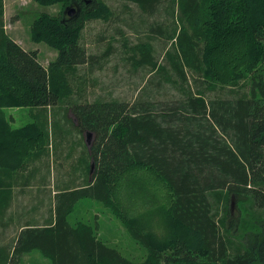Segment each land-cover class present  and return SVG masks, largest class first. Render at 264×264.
<instances>
[{
	"label": "trees",
	"instance_id": "trees-1",
	"mask_svg": "<svg viewBox=\"0 0 264 264\" xmlns=\"http://www.w3.org/2000/svg\"><path fill=\"white\" fill-rule=\"evenodd\" d=\"M34 1L62 7L59 14L41 12L30 27L32 40L58 52L48 66L39 61L38 51L24 49L7 33L0 0V146L10 144L17 156L45 152L48 119L36 114L15 127L5 109L54 106L67 98L74 90L71 77L90 60L79 44L85 21L110 20L113 14L103 0ZM130 1L155 13L162 0ZM177 3L182 22L172 68L180 87L188 81L187 68L205 81L222 83L236 82L246 70L252 73L251 95L208 100L189 87L163 112L154 110L151 101L76 103L71 110L81 129L95 134L91 180L60 190L54 225L24 228L13 258L39 249L55 264H135L101 242L88 225L69 223L75 203L95 197L125 204L123 216L132 221L131 231L149 248L152 262L264 264V215L257 211L264 207V0ZM69 5L79 9L72 16L65 11ZM149 43L137 46L139 61L156 67ZM17 163L24 169L27 162L23 157ZM136 198L145 205L137 209ZM235 200L249 208L228 224ZM151 223L161 228L160 239ZM167 250L186 256L177 260Z\"/></svg>",
	"mask_w": 264,
	"mask_h": 264
},
{
	"label": "rangeland",
	"instance_id": "rangeland-1",
	"mask_svg": "<svg viewBox=\"0 0 264 264\" xmlns=\"http://www.w3.org/2000/svg\"><path fill=\"white\" fill-rule=\"evenodd\" d=\"M103 1L110 6L113 14L110 20L91 18L85 21L79 44L87 50L90 60L79 65L77 73L71 77L73 92L54 106L5 109L15 127L33 121L36 114L44 120L48 119L49 138L44 153L35 151L27 156L11 154L10 144L0 146V226L5 214H17L18 224L24 227L50 224L57 202L55 193L76 186L84 187L90 180L91 146L95 134L81 129L71 110L76 103L114 98L129 103L151 101L155 105L154 110L163 112L176 105L189 87L195 92L200 90L208 100L251 95L252 73L246 70L235 78L238 79L236 82L222 83L205 81L203 76L187 68V83L182 81L181 88L176 82L178 77L172 68V54H175V37L182 22L177 0H162L155 13L145 12L130 0ZM4 10L5 28L11 38L26 50L38 51V59L45 66L56 59V49L44 41L31 39L30 27L41 12L61 13L59 3L42 5L34 0H5ZM145 42H150L156 67L140 64L141 54L137 46ZM90 132L91 137L88 136ZM216 137L220 138V133ZM23 157L27 163L21 169L17 162H22ZM137 198L133 205L138 209L145 204L138 205ZM111 202L106 204L95 197H82L69 213V223L72 226L88 225L101 242L117 249L135 264H181L180 261L168 262L163 258L152 262L149 248L131 231L128 222L132 221L123 216L126 215L125 204L117 198ZM32 203L41 209L35 208ZM233 205L232 214L226 219L228 224H233L246 212V207L249 208L248 205L238 206L236 200ZM257 211L264 215V207H258ZM224 214L221 213V216ZM150 226L154 237L160 239L157 230L161 228L157 225L156 229L152 223ZM9 229L11 234L15 232ZM7 236L6 233V238H3L0 230V264H55L39 249L20 256L16 254L13 258V251L11 253L10 250L16 243L6 241ZM167 251L174 253L173 258L177 260L186 256L182 251Z\"/></svg>",
	"mask_w": 264,
	"mask_h": 264
},
{
	"label": "crops",
	"instance_id": "crops-1",
	"mask_svg": "<svg viewBox=\"0 0 264 264\" xmlns=\"http://www.w3.org/2000/svg\"><path fill=\"white\" fill-rule=\"evenodd\" d=\"M4 2V6H5V0H3ZM4 22H6V10H4ZM6 29V28H5ZM8 31V30H7ZM8 33V32H7ZM13 39V38H12ZM17 43H19L17 40H15ZM87 144L89 145V143L87 142ZM90 146V145H89ZM91 180V178H90ZM77 187V186H76ZM76 187H73V188H76ZM59 192V191H58ZM58 192L55 193V196H57ZM25 195L27 197V192L25 191ZM33 206L37 209H41L39 207V205H36L35 203H32ZM17 218H18V215L17 214H5L3 216V218L1 219V226H0V230L2 231L3 233V238H6V233L8 234L7 236V239L6 241H10V243L14 242L17 243V240H18V237H19V234L20 232L26 228L24 227V225H20L18 224V221H17ZM52 222L50 224H35V225H32V226H47V225H54L55 221H56V208L53 209V213H52ZM37 223V222H35ZM11 228L13 231H15L13 234H11V231L10 229ZM12 247H15V245H12ZM14 249V248H13ZM13 249L10 250V252L12 253Z\"/></svg>",
	"mask_w": 264,
	"mask_h": 264
},
{
	"label": "water",
	"instance_id": "water-1",
	"mask_svg": "<svg viewBox=\"0 0 264 264\" xmlns=\"http://www.w3.org/2000/svg\"><path fill=\"white\" fill-rule=\"evenodd\" d=\"M77 10L79 9H76V7L72 5L67 6L65 9V11H67L69 15H73ZM88 136L91 137V132L88 134ZM94 169H95V162L92 161L91 168H90L91 174L93 173Z\"/></svg>",
	"mask_w": 264,
	"mask_h": 264
},
{
	"label": "bare ground",
	"instance_id": "bare-ground-1",
	"mask_svg": "<svg viewBox=\"0 0 264 264\" xmlns=\"http://www.w3.org/2000/svg\"><path fill=\"white\" fill-rule=\"evenodd\" d=\"M79 23H80V22H79ZM79 23H78V24H79ZM179 32H180V31H179ZM61 83H62V82H61ZM56 86H57V85H56ZM234 254H235V253H234ZM10 263H11V262H10Z\"/></svg>",
	"mask_w": 264,
	"mask_h": 264
},
{
	"label": "flooded vegetation",
	"instance_id": "flooded-vegetation-1",
	"mask_svg": "<svg viewBox=\"0 0 264 264\" xmlns=\"http://www.w3.org/2000/svg\"><path fill=\"white\" fill-rule=\"evenodd\" d=\"M75 6V5H74ZM76 7V6H75ZM77 9V8H76ZM70 16H72V15H70Z\"/></svg>",
	"mask_w": 264,
	"mask_h": 264
}]
</instances>
